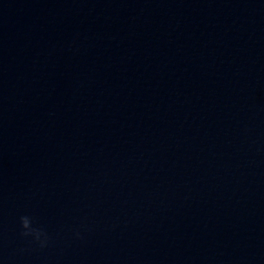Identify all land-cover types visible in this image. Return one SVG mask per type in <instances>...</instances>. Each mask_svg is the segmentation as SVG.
Wrapping results in <instances>:
<instances>
[{
    "label": "water",
    "instance_id": "95a60500",
    "mask_svg": "<svg viewBox=\"0 0 264 264\" xmlns=\"http://www.w3.org/2000/svg\"><path fill=\"white\" fill-rule=\"evenodd\" d=\"M0 264H264V0H0Z\"/></svg>",
    "mask_w": 264,
    "mask_h": 264
},
{
    "label": "clouds",
    "instance_id": "9594fccd",
    "mask_svg": "<svg viewBox=\"0 0 264 264\" xmlns=\"http://www.w3.org/2000/svg\"><path fill=\"white\" fill-rule=\"evenodd\" d=\"M74 239H82L80 230H73ZM19 237L25 241L30 248L34 250L43 251L47 249L51 243L52 238L47 229L43 226H38L35 219L28 215H23L19 219ZM23 252L24 249H21Z\"/></svg>",
    "mask_w": 264,
    "mask_h": 264
}]
</instances>
